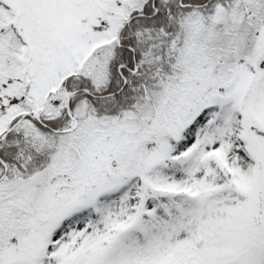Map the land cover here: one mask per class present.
I'll return each mask as SVG.
<instances>
[{"label":"snow or ice","instance_id":"snow-or-ice-1","mask_svg":"<svg viewBox=\"0 0 264 264\" xmlns=\"http://www.w3.org/2000/svg\"><path fill=\"white\" fill-rule=\"evenodd\" d=\"M0 264H264V0H0Z\"/></svg>","mask_w":264,"mask_h":264}]
</instances>
